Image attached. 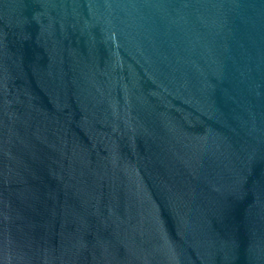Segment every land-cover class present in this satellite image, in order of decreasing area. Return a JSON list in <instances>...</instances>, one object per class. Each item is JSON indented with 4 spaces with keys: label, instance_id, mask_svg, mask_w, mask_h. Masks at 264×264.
<instances>
[{
    "label": "water",
    "instance_id": "1",
    "mask_svg": "<svg viewBox=\"0 0 264 264\" xmlns=\"http://www.w3.org/2000/svg\"><path fill=\"white\" fill-rule=\"evenodd\" d=\"M0 264H264V0H0Z\"/></svg>",
    "mask_w": 264,
    "mask_h": 264
}]
</instances>
